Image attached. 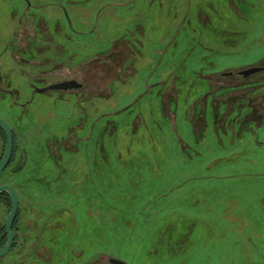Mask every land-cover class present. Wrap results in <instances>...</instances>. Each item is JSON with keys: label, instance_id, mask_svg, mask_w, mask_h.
<instances>
[{"label": "rangeland", "instance_id": "obj_1", "mask_svg": "<svg viewBox=\"0 0 264 264\" xmlns=\"http://www.w3.org/2000/svg\"><path fill=\"white\" fill-rule=\"evenodd\" d=\"M58 6L55 14H42L50 30L40 55L51 60L24 69L38 73L117 50L118 65L133 59L136 73L112 87L102 82L106 77L92 82L74 117L87 139H77L76 153L58 161L35 146L31 109L22 114L17 107L10 118L0 107L16 132L17 165L23 163L8 177L19 200V236L36 231L24 227L29 218L41 223L55 216L65 224L55 230L60 252H11L0 264H89L91 258L102 264L107 256L126 264H264V90L243 85L211 93L214 73L264 60V0H63ZM57 44L65 47L61 58ZM164 78L177 90L146 89ZM56 79L18 74L12 87L28 96L30 80L44 87ZM46 100L39 102L52 109L50 120H64L68 102ZM252 100L259 113L250 116ZM73 230L77 245L70 251Z\"/></svg>", "mask_w": 264, "mask_h": 264}, {"label": "flooded vegetation", "instance_id": "obj_2", "mask_svg": "<svg viewBox=\"0 0 264 264\" xmlns=\"http://www.w3.org/2000/svg\"><path fill=\"white\" fill-rule=\"evenodd\" d=\"M69 1L74 2V0ZM62 2L63 0H0V101H2L0 107L10 118H16L15 110L17 107L23 111L22 114L26 111L29 112L30 109L32 110L31 115L29 114L32 117L30 132L38 140L35 146H39L40 144L41 147H44L43 149L45 151L42 154L52 161L63 159V156L66 154H75L77 150L76 140L87 139V134L80 136V133L83 132L80 130L84 128V125L81 124L80 119H74V117L75 113L80 111L81 99L86 95L88 88L92 87V82L96 80L101 81L106 77V80L102 82L112 87L114 82H123L126 80L127 75H134L136 73V68L134 67L135 61L133 59H129V66L125 62H119L118 65L119 60L117 61L118 58L115 55L117 50H111L107 54L100 53L82 63L63 64L59 61L56 64L53 63L49 70L39 71L38 73L24 69L26 66L38 68L46 61L51 60V58L48 59L40 55V51L45 48L44 40L48 41L44 38V34L50 30V24L46 22V16L42 14L44 12L55 14L57 10L62 9L61 6H58ZM56 4L57 6H54ZM50 20H52L55 26L56 19L52 18ZM66 38L70 39L71 37L66 35ZM55 47L58 48L56 52L60 53L58 58H61L65 47L59 44L55 45ZM130 48L132 49V47ZM121 54L122 52L119 53V55ZM17 67L20 69L17 70ZM55 67H58L56 73L54 72ZM252 67L261 68V70L249 74L243 73L244 70ZM128 69L129 72L127 73ZM71 72L72 74H70ZM18 74L33 80H39L42 75L46 74L51 77H57V79L45 84L44 87H38L30 80L29 90L25 88L28 92L27 96V94L23 95L20 92L21 89L18 90L12 87L13 76ZM119 76L123 78H119ZM213 79L214 83L211 86V93L221 90L227 91L231 87L239 88L243 85H246L245 87L250 90L260 87L264 90V60L243 67L242 69L216 72L213 75ZM60 83L63 84V87L46 89L49 86ZM156 84L162 85L160 93L163 95L171 90H177L173 82L168 83V80L165 78L158 82H152L151 85H147L148 87L146 89L150 91ZM171 86L173 87L171 88ZM40 89L46 90L39 92ZM40 97H44L47 99L46 101L55 105L61 101L68 102L64 106V120L55 121L56 124H54L53 120H50V117L53 116L51 114L52 109L48 108L45 103L39 102ZM257 104L253 100L250 101L249 106L252 109H249L250 112L247 114L250 116L256 114L258 112ZM202 114L204 115L203 110ZM203 115L198 120L199 123L203 122ZM216 117L219 118L218 115ZM0 118L9 125L13 134V146L10 152V159L0 175V186L9 185L13 187L8 177L13 176L17 166L21 165V163L17 165V136L8 121L1 116ZM216 122H218V119ZM204 124L202 123L201 127ZM60 127L64 129L60 131ZM5 147L6 135L0 127V160L5 151ZM2 177H4L3 182H1ZM9 204V196L5 192H0V211L7 210ZM59 210H63V208H59ZM7 214L4 216L0 215V248L7 241V233L5 230ZM19 220L20 217L16 215L12 222L13 242L8 253L12 252V255H14L13 252H15L24 254L25 256L35 255L43 257L61 251L57 246L58 237L55 230L63 229L65 224L58 221L55 216H49L47 221L41 223L39 222L40 219L31 220L29 218L26 220L24 227L28 228V226L30 227L32 225L31 228L36 229V231L32 233L26 232V237L24 238L21 237L24 233H21L19 236L17 231ZM72 224H74V221ZM19 238L24 242L25 246L24 244H19ZM76 245L77 237L73 230L72 238L70 237L66 249L74 251ZM98 256L104 255L98 254ZM110 258L107 256L106 259L108 262L102 263L97 257L94 262L111 264L109 262ZM12 260L16 263L14 259ZM89 264H92V258Z\"/></svg>", "mask_w": 264, "mask_h": 264}, {"label": "water", "instance_id": "obj_3", "mask_svg": "<svg viewBox=\"0 0 264 264\" xmlns=\"http://www.w3.org/2000/svg\"><path fill=\"white\" fill-rule=\"evenodd\" d=\"M259 70H261V68L252 67V68H249L247 70H244L243 73L249 74L252 72L259 71ZM60 87H63L62 83L49 86L46 89H55V88H60ZM46 89H40L39 92H42ZM0 127L3 129V131L6 135V147H5V151H4V153L1 157V160H0V175H1L3 169L6 167L8 161L10 159V152H11L12 146H13V134H12V131H11L9 125L1 119H0ZM22 166H23V163H21V165L16 168V171L19 170ZM0 192H5L10 198V209H9V212H8L6 219H5V230L7 233V241H6L5 245L2 248H0V256H3V255L8 253V251L12 245V242H13V233H12L11 226H12V222H13V220L16 217L17 212H18L19 200H18L16 191L14 190L13 187H11L9 185L0 186ZM109 262L111 264H126L124 261H121V260H118L115 258H110Z\"/></svg>", "mask_w": 264, "mask_h": 264}, {"label": "trees", "instance_id": "obj_4", "mask_svg": "<svg viewBox=\"0 0 264 264\" xmlns=\"http://www.w3.org/2000/svg\"><path fill=\"white\" fill-rule=\"evenodd\" d=\"M9 206H10V204L8 205V209H7V212L9 211Z\"/></svg>", "mask_w": 264, "mask_h": 264}]
</instances>
